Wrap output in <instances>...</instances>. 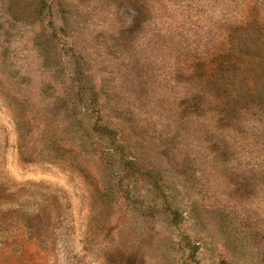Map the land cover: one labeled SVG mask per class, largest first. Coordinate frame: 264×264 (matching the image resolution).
Here are the masks:
<instances>
[{
  "label": "rangeland",
  "instance_id": "374dc122",
  "mask_svg": "<svg viewBox=\"0 0 264 264\" xmlns=\"http://www.w3.org/2000/svg\"><path fill=\"white\" fill-rule=\"evenodd\" d=\"M0 264H264V0H0Z\"/></svg>",
  "mask_w": 264,
  "mask_h": 264
}]
</instances>
